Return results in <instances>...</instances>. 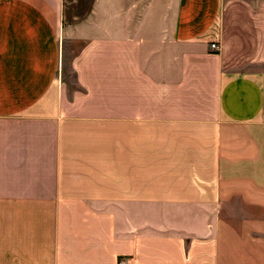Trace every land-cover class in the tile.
<instances>
[{"label":"crops","instance_id":"obj_1","mask_svg":"<svg viewBox=\"0 0 264 264\" xmlns=\"http://www.w3.org/2000/svg\"><path fill=\"white\" fill-rule=\"evenodd\" d=\"M0 264H264V0H0Z\"/></svg>","mask_w":264,"mask_h":264},{"label":"built area","instance_id":"obj_2","mask_svg":"<svg viewBox=\"0 0 264 264\" xmlns=\"http://www.w3.org/2000/svg\"><path fill=\"white\" fill-rule=\"evenodd\" d=\"M211 49H212V51H219V47L215 43L211 45Z\"/></svg>","mask_w":264,"mask_h":264}]
</instances>
